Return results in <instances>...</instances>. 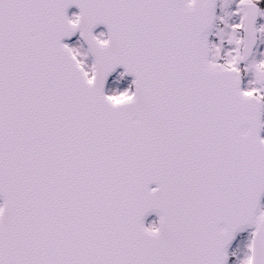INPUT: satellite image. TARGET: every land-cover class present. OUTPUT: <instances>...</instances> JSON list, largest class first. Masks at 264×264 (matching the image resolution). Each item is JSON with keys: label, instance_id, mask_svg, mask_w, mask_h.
<instances>
[{"label": "snow or ice", "instance_id": "obj_1", "mask_svg": "<svg viewBox=\"0 0 264 264\" xmlns=\"http://www.w3.org/2000/svg\"><path fill=\"white\" fill-rule=\"evenodd\" d=\"M0 264H264V0H0Z\"/></svg>", "mask_w": 264, "mask_h": 264}]
</instances>
